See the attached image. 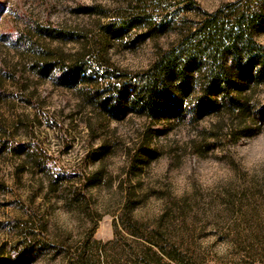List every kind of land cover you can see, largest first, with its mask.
<instances>
[{
	"label": "rangeland",
	"instance_id": "1",
	"mask_svg": "<svg viewBox=\"0 0 264 264\" xmlns=\"http://www.w3.org/2000/svg\"><path fill=\"white\" fill-rule=\"evenodd\" d=\"M237 1L0 0V264H264V83L195 121L91 98Z\"/></svg>",
	"mask_w": 264,
	"mask_h": 264
},
{
	"label": "trees",
	"instance_id": "2",
	"mask_svg": "<svg viewBox=\"0 0 264 264\" xmlns=\"http://www.w3.org/2000/svg\"><path fill=\"white\" fill-rule=\"evenodd\" d=\"M171 23L159 30L164 32ZM263 24L264 0H239L213 13L204 12L197 22L179 29L177 42L162 50L146 71L133 75L107 69V93L98 88L91 98L115 118L138 108L154 117L169 108L194 121L222 110L244 114V89L264 83V45L254 38ZM83 60L84 54L79 53L70 63V75L75 81L92 82ZM35 248L32 244L22 254H32ZM161 252L180 262L175 254Z\"/></svg>",
	"mask_w": 264,
	"mask_h": 264
}]
</instances>
